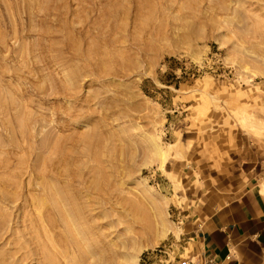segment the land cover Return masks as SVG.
<instances>
[{
  "label": "rangeland",
  "instance_id": "1",
  "mask_svg": "<svg viewBox=\"0 0 264 264\" xmlns=\"http://www.w3.org/2000/svg\"><path fill=\"white\" fill-rule=\"evenodd\" d=\"M243 147L264 156V0H0L5 248L78 214L96 264H144Z\"/></svg>",
  "mask_w": 264,
  "mask_h": 264
},
{
  "label": "crops",
  "instance_id": "2",
  "mask_svg": "<svg viewBox=\"0 0 264 264\" xmlns=\"http://www.w3.org/2000/svg\"><path fill=\"white\" fill-rule=\"evenodd\" d=\"M250 147L217 173L203 172L183 188L175 215L186 217L177 235L181 259L196 253L220 264H264V156ZM176 264H178L176 262Z\"/></svg>",
  "mask_w": 264,
  "mask_h": 264
},
{
  "label": "bare ground",
  "instance_id": "3",
  "mask_svg": "<svg viewBox=\"0 0 264 264\" xmlns=\"http://www.w3.org/2000/svg\"><path fill=\"white\" fill-rule=\"evenodd\" d=\"M153 149L156 156H162L155 144ZM65 217L71 229L64 233L52 230L49 236L36 233L35 238L41 236L42 242H29L26 246L24 244L11 248H5L6 244L9 245L6 240L5 244L0 242V264H96L93 251L94 241L79 229L82 218L78 214H67ZM31 244L32 247H30ZM80 247L84 248L87 257L81 253Z\"/></svg>",
  "mask_w": 264,
  "mask_h": 264
},
{
  "label": "built area",
  "instance_id": "4",
  "mask_svg": "<svg viewBox=\"0 0 264 264\" xmlns=\"http://www.w3.org/2000/svg\"><path fill=\"white\" fill-rule=\"evenodd\" d=\"M186 217L183 215L175 216V225L177 229H181L185 222ZM179 244V239L175 236L169 243L163 245H158L150 251H146L142 257V262L144 264H220L215 257L205 253H196L191 258L181 259L178 251L177 245Z\"/></svg>",
  "mask_w": 264,
  "mask_h": 264
}]
</instances>
